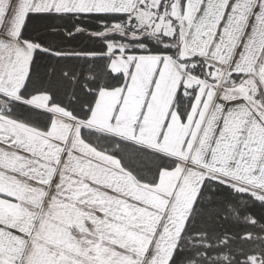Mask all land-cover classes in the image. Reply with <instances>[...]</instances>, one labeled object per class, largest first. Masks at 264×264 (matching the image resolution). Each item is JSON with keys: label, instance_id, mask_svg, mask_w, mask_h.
Returning <instances> with one entry per match:
<instances>
[{"label": "snow or ice", "instance_id": "obj_1", "mask_svg": "<svg viewBox=\"0 0 264 264\" xmlns=\"http://www.w3.org/2000/svg\"><path fill=\"white\" fill-rule=\"evenodd\" d=\"M0 264H264V0H0Z\"/></svg>", "mask_w": 264, "mask_h": 264}, {"label": "trees", "instance_id": "obj_2", "mask_svg": "<svg viewBox=\"0 0 264 264\" xmlns=\"http://www.w3.org/2000/svg\"><path fill=\"white\" fill-rule=\"evenodd\" d=\"M32 29L35 32H40L42 31V25L39 22L34 21L32 25ZM82 42H83L82 38H78V40L75 41L74 43H82Z\"/></svg>", "mask_w": 264, "mask_h": 264}]
</instances>
